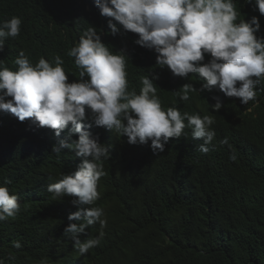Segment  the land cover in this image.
<instances>
[{"label": "clouds", "instance_id": "1", "mask_svg": "<svg viewBox=\"0 0 264 264\" xmlns=\"http://www.w3.org/2000/svg\"><path fill=\"white\" fill-rule=\"evenodd\" d=\"M94 2L109 18L110 34L120 32L153 49L154 72L170 69L174 100L165 101L153 82L156 75L131 87L126 54L111 51L92 26L67 53L78 73H69L59 56L30 61L23 51L14 61L16 70L0 63V110L29 120L35 134L48 138L46 143L27 140L34 151L46 147L67 165L44 185L52 199L75 208L68 215L71 223L62 226L67 264H86L104 236L102 230L95 236L107 226L98 184L104 159L116 153L115 137L126 135L130 144L150 141L153 153L179 148L183 166L192 170L209 151L215 124L232 100L259 127L264 124V0ZM21 23L17 16L0 22V51L5 38L20 34ZM185 102L193 106H181ZM220 143L227 144V138ZM22 206L16 194L0 186V221L15 217ZM14 247L21 245L17 241Z\"/></svg>", "mask_w": 264, "mask_h": 264}, {"label": "trees", "instance_id": "2", "mask_svg": "<svg viewBox=\"0 0 264 264\" xmlns=\"http://www.w3.org/2000/svg\"><path fill=\"white\" fill-rule=\"evenodd\" d=\"M12 16L22 23L20 34L5 38L0 51V63L9 69L16 70L14 61L23 51L30 61L59 56L69 73H78L67 53L92 26L111 51L126 54L131 87H142V78L156 75L153 82L165 101L174 100L170 69L154 72L153 49L120 32L110 34L109 18L94 0H0V22ZM242 111L241 103H229L215 124L209 151L192 170L183 166L179 148L153 153L150 141L130 144L118 134L116 153L104 159L105 175L98 184L107 226L95 232L104 236L86 264H264V124L259 127ZM32 130L29 120L0 110V186L24 203L15 217L0 221V259L67 264L62 226L71 223L68 215L75 208L52 199L44 186L67 165L46 147L34 151L27 140L46 143L48 138ZM224 138L227 144L220 143ZM17 241L20 248L14 247Z\"/></svg>", "mask_w": 264, "mask_h": 264}, {"label": "bare ground", "instance_id": "3", "mask_svg": "<svg viewBox=\"0 0 264 264\" xmlns=\"http://www.w3.org/2000/svg\"><path fill=\"white\" fill-rule=\"evenodd\" d=\"M110 236V235H109Z\"/></svg>", "mask_w": 264, "mask_h": 264}]
</instances>
